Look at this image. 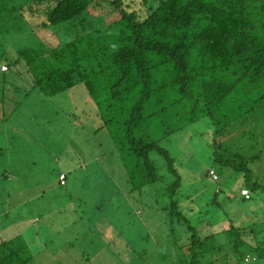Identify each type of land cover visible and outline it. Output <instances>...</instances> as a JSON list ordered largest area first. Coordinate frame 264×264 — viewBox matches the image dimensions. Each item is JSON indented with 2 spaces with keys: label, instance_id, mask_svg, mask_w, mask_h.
I'll return each mask as SVG.
<instances>
[{
  "label": "trees",
  "instance_id": "trees-1",
  "mask_svg": "<svg viewBox=\"0 0 264 264\" xmlns=\"http://www.w3.org/2000/svg\"><path fill=\"white\" fill-rule=\"evenodd\" d=\"M23 5L11 11L36 14L38 30L48 28L52 38L55 30L57 39L64 29L78 33L61 41L43 38L19 49L12 62L0 38V82L19 66L48 97L86 85L117 136L132 190L152 194L160 228L166 227L160 236L172 255L166 264H264V223L232 224L223 229L226 240L218 232L203 235L213 227L208 216L214 211L188 212L182 176L161 145L173 132L167 127L170 110L180 122L209 116L216 135L225 138L237 131L235 111H254L264 100V0H34ZM106 7L117 17L100 26L92 12ZM6 99L0 98V126L11 115L6 107H13ZM235 166L247 171L243 162ZM247 185L251 196L243 197L251 200L260 187ZM30 262L20 240L0 243V264Z\"/></svg>",
  "mask_w": 264,
  "mask_h": 264
},
{
  "label": "rangeland",
  "instance_id": "rangeland-1",
  "mask_svg": "<svg viewBox=\"0 0 264 264\" xmlns=\"http://www.w3.org/2000/svg\"><path fill=\"white\" fill-rule=\"evenodd\" d=\"M32 1L0 0V38L10 62L19 49L43 38L61 41L78 33L64 29L57 39L55 30L52 38L48 28L38 30L36 14L11 11ZM104 10L92 12L100 26L117 17L110 7ZM1 80L0 98L5 95L13 107H6L11 115L0 131V243L23 242L30 251L28 264H166L172 255L160 236L166 227L160 228L152 194L132 190L117 136L86 85L48 97L19 66ZM232 116L237 131L222 138L209 116L180 122L170 110L167 127L173 132L161 142L182 176L183 205L188 212L214 211L208 216L212 230L203 235L218 232L221 240L232 224L264 223V100L254 111ZM235 159L247 171L238 170ZM212 168L218 179L210 175ZM249 182L260 188L245 200L242 190Z\"/></svg>",
  "mask_w": 264,
  "mask_h": 264
},
{
  "label": "built area",
  "instance_id": "built-area-1",
  "mask_svg": "<svg viewBox=\"0 0 264 264\" xmlns=\"http://www.w3.org/2000/svg\"><path fill=\"white\" fill-rule=\"evenodd\" d=\"M3 69H4V70H7L8 67H7V66H3ZM210 174H211L215 179L218 178V175H217V173H216L215 170L212 169V170L210 171ZM61 180H62V184L65 185V183H66V175H65V174H62V175H61ZM242 195L245 196L246 198H250L251 195H250V191H249V189L244 188V189L242 190Z\"/></svg>",
  "mask_w": 264,
  "mask_h": 264
},
{
  "label": "crops",
  "instance_id": "crops-1",
  "mask_svg": "<svg viewBox=\"0 0 264 264\" xmlns=\"http://www.w3.org/2000/svg\"><path fill=\"white\" fill-rule=\"evenodd\" d=\"M1 149V148H0Z\"/></svg>",
  "mask_w": 264,
  "mask_h": 264
}]
</instances>
